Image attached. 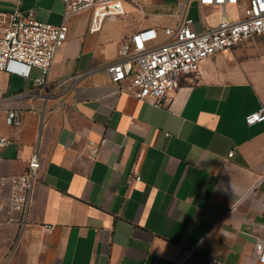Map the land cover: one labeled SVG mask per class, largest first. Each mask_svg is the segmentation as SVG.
<instances>
[{
  "label": "crops",
  "instance_id": "0c3cea01",
  "mask_svg": "<svg viewBox=\"0 0 264 264\" xmlns=\"http://www.w3.org/2000/svg\"><path fill=\"white\" fill-rule=\"evenodd\" d=\"M121 3L95 31L94 8L71 17L47 85L35 84L36 68L28 78L0 70V137L9 140L0 176L23 173L36 150L42 162L28 226H0V263L264 264V121L245 119L264 108V38L208 58L156 107L99 68L136 32L191 17L188 0ZM191 4L196 31L219 24V7ZM246 6L227 12L236 18ZM31 9L60 25L66 4L0 0V12ZM9 110L22 113L20 127L7 125ZM101 140L93 159L91 142Z\"/></svg>",
  "mask_w": 264,
  "mask_h": 264
},
{
  "label": "built area",
  "instance_id": "2783aa9c",
  "mask_svg": "<svg viewBox=\"0 0 264 264\" xmlns=\"http://www.w3.org/2000/svg\"><path fill=\"white\" fill-rule=\"evenodd\" d=\"M63 1L66 10L60 25L38 20L34 9L0 12L1 71L28 78L31 69L36 68L42 75L35 84L45 86L56 54L68 39V22L72 16L94 8L91 30L95 31L100 29L106 16L123 13L121 0ZM196 1L200 7L221 9V19L216 27L198 32L193 18L185 15L177 26L164 27L160 33L155 29L136 32L122 43L117 59L99 69L106 71L120 91L163 107L167 96L179 88L180 78L199 72L205 60L254 37L264 38V0H247L243 14L236 18L229 16L227 8L238 5L239 0ZM191 2L188 0L187 11ZM5 99L0 90V106ZM245 119L249 126L264 121V108L248 114ZM5 120L8 126L20 127L22 113L9 110ZM105 143L106 140L91 142L89 154L93 159H97ZM8 144L7 138L0 137V147ZM41 168L39 151L36 150L23 173L0 176V226L16 225L20 230L28 226L30 205L40 182ZM131 175L135 181L141 180L137 171H132ZM256 260L264 263V242L256 246Z\"/></svg>",
  "mask_w": 264,
  "mask_h": 264
},
{
  "label": "rangeland",
  "instance_id": "374dc122",
  "mask_svg": "<svg viewBox=\"0 0 264 264\" xmlns=\"http://www.w3.org/2000/svg\"><path fill=\"white\" fill-rule=\"evenodd\" d=\"M192 1H194V0H192ZM190 16L191 17L197 16L196 18L199 19V16H200L199 10L196 8V6L194 4H191V6H190Z\"/></svg>",
  "mask_w": 264,
  "mask_h": 264
}]
</instances>
